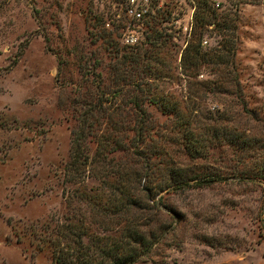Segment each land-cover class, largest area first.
Instances as JSON below:
<instances>
[{
    "label": "rangeland",
    "instance_id": "1",
    "mask_svg": "<svg viewBox=\"0 0 264 264\" xmlns=\"http://www.w3.org/2000/svg\"><path fill=\"white\" fill-rule=\"evenodd\" d=\"M139 1L140 20L125 13L127 0H0V264H55L53 253L64 244L72 260L87 246L96 248L90 243L96 236H115L118 225L100 222L116 219L100 211L109 205L108 188L91 176L89 163L82 165L78 178L72 175V138L85 123L92 122L97 133L105 127L98 112L86 110L103 90L96 74L108 83L115 55L135 52L159 37L165 45L159 49L163 64L156 74L165 77H144L142 87L160 91L171 102L178 99L184 115L193 118L194 131L207 138L201 157L191 158L179 144L164 143L165 157L175 168L214 179L194 180L185 189H165L157 196L166 208L160 206L151 227L163 226L164 239L135 264H264V0H209L219 11L217 21L224 19L222 10L232 9L238 38L235 66H229L227 93L209 86L201 90L205 97L196 93L192 100L187 98L191 83L179 64L192 36L196 0ZM206 27L201 44L209 50L219 46L222 35L214 22ZM129 34L136 37L133 44L124 41ZM209 68L193 79L215 80ZM132 80L114 99L129 112L126 119L135 118L124 103L127 90L139 84ZM143 102L155 128L148 142L179 136L170 131L173 114L161 113L159 103ZM211 127L218 128V136L211 137ZM126 132L129 141L133 132ZM91 136L85 137L90 154L96 148ZM114 157L129 167L147 165L129 152ZM158 163L155 158L150 164ZM95 166L98 174L103 164ZM159 171L156 181L166 177ZM74 190L84 195L68 200ZM67 222L84 228L72 227L74 234L64 237ZM108 224L112 230L104 231ZM83 229L87 234L78 238Z\"/></svg>",
    "mask_w": 264,
    "mask_h": 264
},
{
    "label": "trees",
    "instance_id": "2",
    "mask_svg": "<svg viewBox=\"0 0 264 264\" xmlns=\"http://www.w3.org/2000/svg\"><path fill=\"white\" fill-rule=\"evenodd\" d=\"M240 1L255 2L257 0ZM195 6L192 17V36L182 51L179 64L183 78L191 83V86L187 87V98L191 100L192 95L201 94V90L203 91L209 86L221 94L228 92L225 83L229 81V77L232 75L229 66L230 68L235 66L234 56L237 51L238 39L235 35L237 26L231 22L230 14L232 9L222 10L220 14H224V19L217 21L219 11L212 6L209 0H196ZM233 14L234 16L236 15L235 13ZM212 22L215 23V29L222 35V38L219 46L204 50L201 44L204 31L207 29L206 26ZM146 44L147 46H142L141 49L135 52L131 51L121 54L120 57L118 55L113 57V72L111 76H108V83L105 82L102 74H96L99 82H103V90L101 89L100 93H97L96 102H87L86 110L89 113L98 112L99 116L103 117L105 127L100 133H97L95 128H93L92 122L85 123L86 127L83 128L88 130L78 129L72 138L73 153L71 165L74 169H72L74 172L72 175L76 176L74 178H78L82 165L89 163L92 166V168H89L91 176L103 182L101 184L103 187L108 188L109 200L107 203L109 205L101 207L100 211L105 215L112 214L116 216V219L112 217L109 222L105 220L100 222H114L116 226L118 225L114 231L115 236L95 235L96 239H91L90 243H94L96 248L93 247L94 249L92 250L87 246V250L79 258L74 256L72 260H68L70 254H68L67 245L64 244L65 246L61 247L58 254H56V251L53 253L56 255L54 257L55 264H135L139 262L143 256L149 254L151 249L160 245L162 239H164L163 226L160 225L156 229L151 227L153 223H157L158 216L155 213H159L161 210L160 206H163L157 196L165 189H171L174 192L179 189H185L194 180L197 183L200 181L199 184H203L209 183L214 179L211 175L203 174L199 176L198 173L194 174L192 170H185L181 167L175 168L172 166L173 160L170 157H165L167 153L164 143L179 144L180 147L182 146L183 152L186 151L185 153L191 158L201 157L203 155L202 146L204 145L202 142L207 140V138L199 136L194 131L193 118L184 115L178 99L171 102L166 97H163L164 95L160 91H153L149 89V86L147 89L142 87L145 84L143 83L144 77L152 76L155 79L165 77V75L160 73L156 74L159 66L163 64L159 56L161 53L159 49L162 45H165V41L161 37L158 40H151L150 38ZM116 52L118 54L117 49ZM205 67H210L209 71L215 74L217 78L203 81L193 79L202 74L201 70ZM238 77L237 74H234L232 81L236 85V92L240 94ZM132 78H135V81L138 79L137 82L139 84L135 88L130 87L127 90L128 100H125L124 103L128 104L129 108L132 109L134 112L132 115L135 118L133 119L130 115L131 118L126 119L124 117L129 112L126 108L123 110V107L114 102V99L125 92L122 86L130 85L133 82V80L131 81ZM87 94L91 97L90 91H87ZM201 95L202 97L206 96L205 92ZM145 99H149L153 104L159 103L161 113H170L175 116V121L172 125L173 129L170 131L180 133L179 136L171 138L161 135L159 136L160 141L156 143L147 141L152 137L150 133H155V128L152 123L153 119L143 106ZM124 112L126 113L124 114ZM96 120L100 124L103 122L100 118ZM131 121L134 122L131 123ZM211 129L214 132L211 137L212 135L218 136V128L211 127ZM126 131L133 132L132 139L130 138L129 141H125L127 136H129ZM88 135L90 137H92L91 135L95 136V141L93 142L96 148L92 154L88 151V142L85 140ZM230 136L234 137L232 134ZM121 151L124 153L129 152L136 156L137 159H143L147 165L142 168H135L116 161L114 154ZM107 153L113 154V156L110 157ZM79 157H82V159ZM155 158H157L159 163L155 164L156 166H151L153 164L150 163ZM97 163H102L103 168L98 170V174H95V165ZM160 169L166 173H163L166 177H161V181H156L157 173L160 172ZM260 175L264 177V169H261ZM112 178L116 179V181L112 182L110 180ZM75 181L72 180L71 184ZM96 188L100 189L101 187L97 186ZM76 195L84 194L74 190L73 193L67 195V198L69 200L70 197ZM168 208L172 210L171 206ZM127 213L128 218H125ZM121 223L122 225H120ZM63 226L64 237H71L74 234L73 230L75 229L72 227L84 228L71 222H67ZM83 230H78L76 236L86 235L88 230ZM103 230L109 231L112 228L108 224ZM46 242L49 246L51 245L50 247L53 245L56 247L55 243L49 240ZM95 254L98 255L96 260V256L93 257ZM77 258L78 260L76 261Z\"/></svg>",
    "mask_w": 264,
    "mask_h": 264
},
{
    "label": "built area",
    "instance_id": "3",
    "mask_svg": "<svg viewBox=\"0 0 264 264\" xmlns=\"http://www.w3.org/2000/svg\"><path fill=\"white\" fill-rule=\"evenodd\" d=\"M139 0H127L126 7H125V13L133 19L140 20L143 17V8H141L142 3H139ZM190 27V26H189ZM190 28L185 27V33H187V30ZM136 40V37L134 35H127L124 37V41L127 44H133ZM205 43L206 41H202Z\"/></svg>",
    "mask_w": 264,
    "mask_h": 264
}]
</instances>
